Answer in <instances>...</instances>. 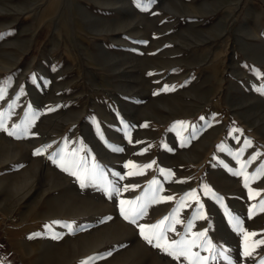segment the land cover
<instances>
[{
    "label": "rangeland",
    "instance_id": "1",
    "mask_svg": "<svg viewBox=\"0 0 264 264\" xmlns=\"http://www.w3.org/2000/svg\"><path fill=\"white\" fill-rule=\"evenodd\" d=\"M262 166L264 0H0V264H261Z\"/></svg>",
    "mask_w": 264,
    "mask_h": 264
},
{
    "label": "snow or ice",
    "instance_id": "2",
    "mask_svg": "<svg viewBox=\"0 0 264 264\" xmlns=\"http://www.w3.org/2000/svg\"><path fill=\"white\" fill-rule=\"evenodd\" d=\"M13 133H9V135H12ZM246 143H250V142H246ZM36 154H40L39 153V150L37 151ZM65 170H68L67 168H65ZM261 173H264V166H262L261 168ZM70 174L74 175L77 177V179L80 180V186L83 188L86 186L85 184V181L88 179V174L87 173H84V174H80L79 172H71ZM116 175H119V174H116ZM120 191L119 188H111L109 187L107 189V192L109 195H112V194H118ZM210 191V190H209ZM171 199V198H169ZM125 203V201H121V204L123 205ZM262 206H264V202H262ZM121 214L124 216V219L126 220H129V216L128 214L125 212V210L122 208L121 209ZM143 214V210H141L140 213H136L132 216V218L130 219L129 222L131 223H135L136 222V216L137 215H142ZM236 225H237V228L239 227V221H236ZM154 228H159V225H156V226H153ZM140 231H141V235L144 236V239L146 241H148V243H152V238H150L149 236L147 235H144V227L141 226L140 228ZM201 236L205 235V233H200ZM255 235V234H253ZM155 239L157 241H160V240H165L166 237L161 234L159 236H155ZM261 243H264V241H261ZM157 247L160 246L159 243L156 244ZM166 250H170L169 251V254L170 255H173L174 258H178L179 256H187L189 254V251H190V248L189 247H186V242L184 241H176V242H173L172 244H167L166 245ZM247 254V253H246ZM81 264H90V260L89 261H82ZM261 264H264V261H261Z\"/></svg>",
    "mask_w": 264,
    "mask_h": 264
},
{
    "label": "built area",
    "instance_id": "3",
    "mask_svg": "<svg viewBox=\"0 0 264 264\" xmlns=\"http://www.w3.org/2000/svg\"><path fill=\"white\" fill-rule=\"evenodd\" d=\"M7 220V219H6ZM10 222H13L14 221V218H12V219H8Z\"/></svg>",
    "mask_w": 264,
    "mask_h": 264
},
{
    "label": "bare ground",
    "instance_id": "4",
    "mask_svg": "<svg viewBox=\"0 0 264 264\" xmlns=\"http://www.w3.org/2000/svg\"><path fill=\"white\" fill-rule=\"evenodd\" d=\"M13 218H14V217H13ZM11 219H12V218H11ZM14 221H15V218H14ZM14 221H13V222H14Z\"/></svg>",
    "mask_w": 264,
    "mask_h": 264
}]
</instances>
